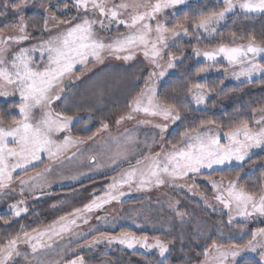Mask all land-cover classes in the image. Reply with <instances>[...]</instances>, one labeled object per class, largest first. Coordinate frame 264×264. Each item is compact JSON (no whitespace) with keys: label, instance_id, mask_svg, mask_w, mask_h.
<instances>
[{"label":"snow or ice","instance_id":"obj_1","mask_svg":"<svg viewBox=\"0 0 264 264\" xmlns=\"http://www.w3.org/2000/svg\"><path fill=\"white\" fill-rule=\"evenodd\" d=\"M187 3L188 0H0V201L18 196L9 208L12 216L19 218L29 212L26 193L33 200L52 195L46 189L51 188L48 175L54 171L75 182L106 166L116 173L104 172L106 178L110 176V183L104 186L102 195L94 191L82 207L59 216L43 230L33 228L29 232L21 227L19 232L10 233L0 243V264H20L21 259L26 264H59L47 259L54 238L63 240L71 234L69 242L72 237L79 241L82 234L73 228L80 227L78 220L88 224L86 213L102 211L113 201L123 204L122 197L133 190L153 188L175 192L168 197L171 220L167 221L166 233L170 238L157 236L150 242L147 235L137 236L131 231L118 235L100 232L91 240L83 234V242L75 247L92 248L106 242L130 250L137 246L145 252L155 249L159 259L149 264H171L170 256L176 251L183 257L178 264H264V227L251 231L246 242L211 239L208 234L214 225L195 219V209L189 210L181 199L198 203L191 200V196L198 195L213 211L216 207L211 200L222 205L228 218L215 226L220 236L225 235V223L229 229L243 233L249 222L264 220V163L260 164L256 184L249 187L243 179L245 168L256 163L253 150L264 151V102L249 105L250 118L240 117L238 108L236 118L227 123L210 118L186 123L185 111L215 107L216 99L227 90L189 79L181 90L187 109L180 107L178 98L168 100L158 91L160 81L178 68L177 62L183 64L190 59L180 46L181 38H187L191 58L204 61L192 75L200 77L210 70H223L226 77L230 75L237 81L243 78L245 85H264V31L258 36L254 30H233L227 42L221 39L210 50L200 47L202 41L211 44L217 36L223 37L219 26L230 14L233 24L241 18L264 15V0H215V7L207 12L196 17L185 13L176 18ZM29 9L36 11L30 16ZM170 18L176 19L169 24ZM137 55L143 57L141 71L145 75L137 78L144 79V88L131 98L125 114L119 115L115 123L119 126L135 120L138 125H149L152 131L144 141L133 134L115 138L118 147L114 154L104 160L90 156L87 173L78 170L65 176L60 172L65 161H72L78 152L82 155L77 145L91 141L96 133L75 139L69 135L76 117L52 107L55 101L66 99L61 96L64 81L80 79L89 64H103L109 57L128 62ZM219 83L222 86L223 79ZM178 125H184L183 129ZM108 128V123L101 122L102 130ZM60 133L65 135L61 137ZM73 147L77 152L67 155ZM45 158L49 163L43 171L25 179L45 163ZM226 165L234 168V178L227 182L223 175L219 180L212 179ZM201 178L207 181L210 192L200 190ZM0 219L5 225L12 223L11 219ZM97 219L107 222L104 217ZM21 244L27 245L30 252L22 250ZM248 254L257 259L250 260ZM65 264L89 262L77 252Z\"/></svg>","mask_w":264,"mask_h":264},{"label":"rangeland","instance_id":"obj_2","mask_svg":"<svg viewBox=\"0 0 264 264\" xmlns=\"http://www.w3.org/2000/svg\"><path fill=\"white\" fill-rule=\"evenodd\" d=\"M201 1L203 0H188V3L186 5L181 6V8L178 10L179 16L176 18H182L185 13L189 15L190 10H194L195 4ZM210 1L215 3V0ZM230 16L231 14L229 15V17ZM176 18H170L169 24L172 23V19ZM225 22L226 21L221 23V25L219 26L220 29L224 26ZM186 45L187 38H181L180 46L184 48V54L191 56L192 49L191 47ZM216 46L217 43L214 40L211 44L208 43L207 40L202 41L200 44L202 50H210L211 48ZM172 51L176 52L177 55L180 54L179 52H177L176 49H172ZM194 61L198 63H204L203 58H201L200 60L194 59ZM221 62L224 64L227 63L223 60H221ZM143 66L144 65L142 55H137L135 59L128 62H125L123 60H116L114 58L109 57L105 59L103 64H89V70L86 71L83 75H81L80 79L64 81L66 87L65 91L61 93V96L65 97L66 99L55 101L52 107L57 111H65L68 115L76 117V120L79 121L84 118H89L91 117L92 113L91 108H93L95 104L102 102V98H107L104 96L105 92H103L102 90L104 86L107 87V82L110 83L109 81H112V85L110 88L119 87L126 82V80L123 79L125 76L122 75H129L131 76V79L133 81L137 82L135 84L132 82L130 89H143L145 83L144 79L137 78L138 76L145 75V73L141 71ZM174 73L175 69L170 70L168 75L162 81H160V85L165 82L168 76L173 75ZM104 76L107 77V79H104L105 82H103ZM210 77H219L223 79L225 85L243 84V78L241 79V81H237L230 75L226 77L223 70H210L208 73L202 74L199 77V80L205 81ZM257 78L259 77H255L254 79ZM160 85H158V89ZM79 98H81V101L79 100ZM84 98L90 99L88 100V102H90L91 104H87L89 107H83L81 105V102L85 101ZM77 102L79 106L76 105ZM201 109H204L203 106H201ZM76 120L73 121V126L75 123H77ZM176 127L177 126L174 125L173 130ZM151 131L152 129L149 125H138L135 120L125 121L119 126H117L116 123H113L109 126L107 131L102 130L100 127L94 132L96 133V135L91 141L86 140L85 143L77 145V147L81 150L83 154L81 155L80 152H78L77 157H74L72 161H65V167L63 169H60V172H62L65 176L70 175L71 173L76 172L78 170H83L87 173L88 157L95 156L97 160H104L108 156L116 152L118 145L115 142V138H122L126 134H133L138 136L140 141H144L146 139V134L150 133ZM63 135H65V133H60L61 137ZM69 135L73 139L76 138L72 136L71 132L69 133ZM77 147L70 148L68 150L67 155H71L73 152H77ZM260 152L261 150L254 149L252 156ZM48 163L49 161L45 158L44 164H42L39 168L35 169L34 171L29 172L28 176H25L24 178L28 179V177L30 176H35L36 172L43 171L44 167ZM228 167L231 166L226 165L222 169ZM253 169L256 170V168ZM253 169L247 171L246 174H251V172L255 171ZM105 171L109 172L111 175H116V173H112L111 169L106 166L100 171H94L82 177L80 182H75L61 178V176L54 171L53 173L48 175V182L51 183V188L46 190L53 193L56 190L75 188L83 184L87 185L88 183H92V185H94L95 183H98L100 181H104L105 185H107L108 183H110V176L106 178L104 175ZM220 178V176L215 175H213L212 177V179L216 180H219ZM224 179L225 182H227L228 179ZM39 182L44 183L43 180H40ZM199 183L202 185V188L200 190L206 193L211 191L205 179L201 178ZM17 191H19V187L17 188ZM37 192H39V189H37ZM95 193L97 195H102L103 190H95ZM174 195L175 192L167 188H153L151 191L133 190L129 195L122 197V200L124 201L123 204L113 201L111 204L105 205L102 211H93L91 213H86L85 215L89 217L88 224H84L82 220H78L77 223L80 225V227L73 228L74 232H79L82 234L79 238V241L76 237H72L71 242H69V237L71 234H66L63 240L59 238H54L53 248L48 250L47 259L49 261H59V264H65L66 261L75 258V255L78 252L79 254L84 256L85 260L89 262V264H93L94 261L96 264H104L105 261H108L110 262V264H113L110 258L106 257V255H110L111 253L115 252L120 253V251H122L121 255L123 253H142L156 257V259L158 260L159 257L155 249L149 252H145V250L140 248L139 246H137L134 250H130L118 244L108 245L106 242L94 245L92 248H77L75 247V245L78 242H83V234H86V238L88 240H91L93 236H98L100 232L118 235L122 231L121 229L123 228H129L136 232H144L150 234L148 236L150 242L154 237L157 236L161 239L170 238L167 236L166 233V228L169 226L167 224V221L171 220V213L168 208V197ZM44 197H42L41 199H43ZM18 198L19 197L16 196L12 199L0 201V214H8L12 219H19L20 217L24 216L25 214H22L19 218L13 217L11 209L9 208V204L14 203L15 200ZM25 199L28 205L39 201L33 200L31 198V194L29 193H26ZM181 199L183 204H186L189 210L195 209V212L192 213V216L195 219L207 221L210 225H214L208 234L211 239H218L224 242H246L247 239L251 238V231L255 230L258 227H264V220L257 219L252 222H249L248 227L243 233H241L236 228L229 229L225 223V235L220 236L219 233L216 231L215 226H219V222L221 221L226 222L228 218L227 210L224 209L222 205H220L214 200H211L210 202L216 207V211H213L212 208L204 206L203 201L200 200L198 195L191 196V200L197 201L198 203L189 202L188 200L183 199V197H181ZM97 217H104L106 218L107 222H105L104 219H97ZM133 221H136V223H134ZM194 222L195 220L192 221V223ZM137 223H139L141 226L138 227ZM234 223H236V221H234ZM48 225L39 229L43 230ZM176 226L178 227V222ZM20 248L22 250L30 252V249L27 245L21 244ZM248 256L250 258L257 259L254 254H248ZM20 264H26V262L21 259Z\"/></svg>","mask_w":264,"mask_h":264},{"label":"trees","instance_id":"obj_3","mask_svg":"<svg viewBox=\"0 0 264 264\" xmlns=\"http://www.w3.org/2000/svg\"><path fill=\"white\" fill-rule=\"evenodd\" d=\"M194 10H190L189 16L196 17L201 12H207L215 7V3L210 0H203L199 3H196ZM36 10L29 9L28 14L31 16ZM0 23H3L0 21ZM240 32L254 30L259 36L262 31H264V15H257L251 19L244 20L243 18L237 20L235 24L232 22L231 16L226 20L224 26L220 31L224 34L223 37L217 36L215 42L217 43L221 39L225 42L228 40V34L230 31ZM189 56V55H187ZM190 59L186 60L183 64L178 62V68L175 69V73L166 78L165 82L160 86L158 91L162 97H165L168 100L173 98H178L180 100V107L187 109L189 105L184 102V97L182 89L187 85L189 79L199 80V77L192 75L194 70L202 63L195 62L191 56ZM186 74V75H185ZM125 76L123 79L126 82L119 87H111L112 81L107 82V87L102 88L105 92V97L102 98V102L95 104L91 108V117L84 118L78 123H75L72 127L71 134L73 137H87L92 135L98 128L101 127V122L108 123L109 126L115 123L119 115L125 114L126 105L131 101V98L136 96L140 89L131 90L132 82L135 84L137 82L131 79V76ZM98 79V78H96ZM107 79L106 76L103 78ZM219 77H210L205 81L217 88L223 87L227 91L220 98L216 99L215 107H208L207 109H198L195 111H185V115L188 116L186 123L197 122L201 118H210L217 121L227 123L237 116V109L239 108V116L242 118H250L252 113L250 111L249 105H256L259 102H264V85L259 83L253 84H227L220 85ZM259 80V78L255 79ZM102 81V80H101ZM202 81V82H205ZM102 82V83H103ZM215 97H210L209 99H214ZM81 98H79L80 100ZM85 101H82L81 105L83 107L91 104L88 102V98H84ZM81 101V100H80ZM79 106L78 102L76 103ZM89 107V106H88ZM182 130L184 125H178ZM177 128V127H176ZM175 128V129H176ZM175 129L173 133H175ZM252 159L256 163L252 168H245V174H243L244 182L250 187L253 184H256L260 179V164L264 162V151L252 156ZM256 168L255 171L251 174H246L250 169ZM215 176L223 175L226 179L234 178V168L228 167L222 170H219L214 174ZM105 182L100 181L92 185L88 183L77 186L75 188H67L56 190L52 195H48L43 199L36 201L35 203L29 204V212L19 219H12L8 214H0V217L8 218L12 220V223L5 225L3 220L0 219V243H3L7 240L9 234H14L21 230V227L26 228L29 232L33 228H41L48 224L53 223L57 220L59 216L66 215L73 211L74 208H80L85 203H87L95 190L101 191L104 189ZM56 204L54 208L52 205ZM122 231H131L136 235H147L150 234L144 232H136L129 228H123ZM122 251L111 253L106 255L109 257L113 264H149V261L157 260L156 257H153L148 254L142 253H123ZM102 256V255H101ZM183 257L181 254L176 251L170 256L171 264H178V262ZM250 260H255V258H250ZM93 264H96L95 261Z\"/></svg>","mask_w":264,"mask_h":264}]
</instances>
